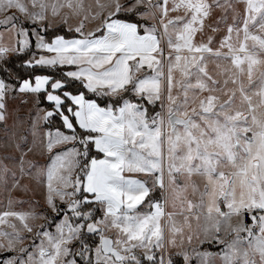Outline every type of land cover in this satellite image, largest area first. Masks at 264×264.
<instances>
[{"label":"snow or ice","instance_id":"obj_1","mask_svg":"<svg viewBox=\"0 0 264 264\" xmlns=\"http://www.w3.org/2000/svg\"><path fill=\"white\" fill-rule=\"evenodd\" d=\"M0 30V264H264V0H0Z\"/></svg>","mask_w":264,"mask_h":264},{"label":"rangeland","instance_id":"obj_2","mask_svg":"<svg viewBox=\"0 0 264 264\" xmlns=\"http://www.w3.org/2000/svg\"><path fill=\"white\" fill-rule=\"evenodd\" d=\"M103 2V0H102ZM182 13H171L172 16L175 15H180ZM221 11L219 9L216 10V12H214V14L212 15V17L209 18L208 21H206V24H214L216 19L221 16ZM153 23V21H149V24ZM91 27V25H90ZM206 31L210 33V30L206 28ZM220 34H217V38H219ZM199 38V37H198ZM210 71H212L214 69V66L210 65L209 66ZM21 99L18 97L15 101H10L9 102V110H10V115L13 118L18 117L19 120L21 121V123H19L15 128H13V119H10L8 121V127H9V131H16L17 133V137H19L20 135H26L28 134V129L32 123V118L35 117L37 115V105L35 104V101L33 98L26 96V98L24 99V101H27L26 103H22ZM40 115H43V112L40 113ZM40 127L41 130H43L46 126L43 125V122L40 123ZM5 138V133L3 131V126L0 125V140ZM13 149H4V150H0V156H3L5 154H9L12 153ZM5 163H8V161H5ZM11 166V165H9ZM13 197L17 198V199H23L26 201H37L38 203L35 205L34 210L36 212H40L43 207V199H42V195L40 194L39 191H37L35 194L29 193L27 195L20 193V192H15L13 193ZM7 193L0 191V211L3 210L4 205L7 203ZM15 210L17 211H29L32 210V208H30V204L29 203H25L23 205L20 204H16L14 205ZM42 221H36L35 223H41Z\"/></svg>","mask_w":264,"mask_h":264},{"label":"trees","instance_id":"obj_3","mask_svg":"<svg viewBox=\"0 0 264 264\" xmlns=\"http://www.w3.org/2000/svg\"><path fill=\"white\" fill-rule=\"evenodd\" d=\"M87 95L89 97H92L93 96L92 93H87ZM39 107L44 108V109H47V110H51V106L49 104H47L45 101H43V100L41 101ZM53 126L54 127H59L60 126V121H59L58 118L55 119L54 125H47L46 127H53Z\"/></svg>","mask_w":264,"mask_h":264},{"label":"crops","instance_id":"obj_4","mask_svg":"<svg viewBox=\"0 0 264 264\" xmlns=\"http://www.w3.org/2000/svg\"><path fill=\"white\" fill-rule=\"evenodd\" d=\"M0 31H2V30H0ZM13 41H12V36H11V34L10 33H8V32H4V34H3V39L2 40H0V43H2L3 45H5V46H8V45H10L11 43H12ZM23 98V100L26 98V96H24V97H22ZM39 107V106H38ZM41 108V107H40Z\"/></svg>","mask_w":264,"mask_h":264}]
</instances>
